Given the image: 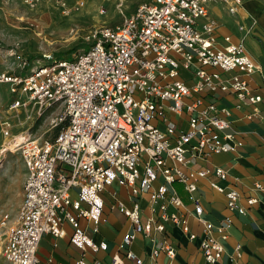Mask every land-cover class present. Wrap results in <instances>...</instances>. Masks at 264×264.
<instances>
[{"label": "built area", "instance_id": "obj_1", "mask_svg": "<svg viewBox=\"0 0 264 264\" xmlns=\"http://www.w3.org/2000/svg\"><path fill=\"white\" fill-rule=\"evenodd\" d=\"M22 1L33 9L42 0ZM209 1L142 2L122 23L95 30L88 48L68 57L43 54L42 61L32 66H26L25 59L17 71L0 74V83L10 85V109L33 111L46 127L38 138L24 137L17 146L26 179L17 223L3 247L8 264H40L37 252L42 236L63 237L64 222L74 230L73 244L88 245L78 218L97 225L103 209L101 195L114 183L127 189L132 199L131 207L119 200L112 205L131 224L119 250H126L136 235L153 241L154 232L163 233L165 225L171 224L188 240L199 239L204 264H218L224 246L212 231L216 229L225 240L229 222L214 225L203 219L197 183L211 171H194L192 165L242 144L234 139L228 109L205 104L202 94L231 92L240 102L254 106L262 99L249 78L263 70L242 43H232L229 37L223 38V44L218 42ZM219 1L231 13L241 6V0ZM79 5L84 6L83 1ZM183 71L192 72L191 86ZM232 72L236 73L222 76ZM262 84L264 88V80ZM169 116H184L186 128H179ZM0 131L10 136L8 120L0 123ZM213 173L227 179L220 167ZM159 176L164 184L153 189ZM175 183L182 185L192 212L184 210L176 193L167 196L166 185ZM210 186L225 195L227 209L246 214L237 190L215 182ZM143 194L148 196L150 215L141 222ZM254 203L253 198L247 200L249 206ZM192 214L203 226L200 237L189 228L187 216ZM240 248L233 249L234 259L241 257ZM160 255L168 259L167 264L173 263L175 248L165 238L149 253L151 260ZM124 259L127 264H144L131 251L125 252ZM112 260L111 264H125L117 256Z\"/></svg>", "mask_w": 264, "mask_h": 264}, {"label": "crops", "instance_id": "obj_2", "mask_svg": "<svg viewBox=\"0 0 264 264\" xmlns=\"http://www.w3.org/2000/svg\"><path fill=\"white\" fill-rule=\"evenodd\" d=\"M209 16L216 21V36L220 44L223 38L229 37L232 43H242L251 59L258 63L263 70L262 74H254L249 78L251 88L259 93L261 101L256 105L248 102H240L231 92H217L215 94H202L205 104H213L216 109H228L230 113L231 129L234 131V139L241 143L234 151L215 154L206 161H197L192 169H208L207 178L197 183V196L203 209V219L217 225L228 221L226 230L227 238L221 239V234L215 229L212 237L224 246V252L218 264H264V0H241V6L231 13L228 5L219 0L208 2ZM209 71H218L209 69ZM236 73V72H234ZM232 73L222 74L229 77ZM185 82L188 86L193 84L192 72L183 71ZM254 108L258 111L254 114ZM176 122L179 128L185 129L184 116L177 118L169 116ZM220 167L227 172V179H218L213 170ZM16 184H23L26 179L24 164L18 169ZM215 182L225 188L237 190L241 197L239 205L246 209V214L241 215L237 211L227 209L225 195H222L210 186ZM164 184L159 176L153 184V189ZM167 196L176 193L185 205L184 210L192 212V204L189 202L182 185L175 183L166 185ZM102 193L103 209L99 222L95 225L92 221L78 218L79 229L85 235L88 245L78 247L70 241L74 232L71 224L64 222L62 225L64 236L55 238L51 234H44L40 240L37 257L40 264H76L83 261L85 264H111L112 258L117 256L124 259L126 251H131L141 258L144 264H167L168 259L160 255L156 260L149 257L153 245L162 239L175 248V258L172 264H204L200 253L199 239L190 241L181 233L179 228L171 224L165 225L163 233L154 232L153 241L136 235L132 244L126 250H119L122 237L131 231L129 220L115 207L116 200L131 207L132 199L127 189L112 184ZM72 197L75 198L74 193ZM253 198L256 203L249 206L247 200ZM22 200V199H21ZM141 207V222L150 215V202L147 194H143L139 200ZM21 201L18 202L20 205ZM21 206V205H20ZM85 207L86 205L83 204ZM19 208V206H18ZM171 211V209H169ZM18 211V210H17ZM191 232L200 237L203 233L202 224L192 215L187 216ZM100 245L105 246L101 249ZM240 246L241 257L234 259L233 249Z\"/></svg>", "mask_w": 264, "mask_h": 264}, {"label": "rangeland", "instance_id": "obj_3", "mask_svg": "<svg viewBox=\"0 0 264 264\" xmlns=\"http://www.w3.org/2000/svg\"><path fill=\"white\" fill-rule=\"evenodd\" d=\"M61 1L42 0L32 9L22 0H0V74L17 71L25 59L26 66H32L42 61L43 54L68 57L84 46L88 48L95 30L122 23L124 16L149 0H65V8ZM81 1L82 7L78 6ZM9 86L0 83V123L8 120L11 124L9 137L0 131V264H8L3 247L17 223L22 199V185L16 184L23 165L17 147L20 141L12 144L16 137L38 138L46 130L35 112L10 109L13 96ZM6 147L8 150L2 151Z\"/></svg>", "mask_w": 264, "mask_h": 264}, {"label": "bare ground", "instance_id": "obj_4", "mask_svg": "<svg viewBox=\"0 0 264 264\" xmlns=\"http://www.w3.org/2000/svg\"><path fill=\"white\" fill-rule=\"evenodd\" d=\"M23 138H24V137H16V138H15V139H16V142H15L14 144H12V145L15 146V144H16L17 142L21 141ZM13 141H14V140H13ZM12 145H11V146H12ZM3 149H4V150H3ZM3 149H2V151L8 150V147L3 148Z\"/></svg>", "mask_w": 264, "mask_h": 264}, {"label": "trees", "instance_id": "obj_5", "mask_svg": "<svg viewBox=\"0 0 264 264\" xmlns=\"http://www.w3.org/2000/svg\"><path fill=\"white\" fill-rule=\"evenodd\" d=\"M58 57V56H57Z\"/></svg>", "mask_w": 264, "mask_h": 264}]
</instances>
